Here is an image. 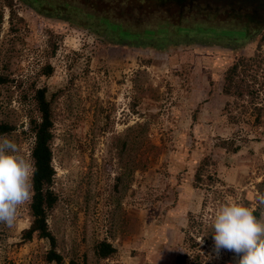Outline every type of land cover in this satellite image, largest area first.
<instances>
[{"label":"rangeland","instance_id":"1","mask_svg":"<svg viewBox=\"0 0 264 264\" xmlns=\"http://www.w3.org/2000/svg\"><path fill=\"white\" fill-rule=\"evenodd\" d=\"M4 1L0 73L8 81L0 83V120L14 128L0 137L12 139L29 159L25 113L31 97L25 86L35 79L56 95L50 147L57 200L46 222L58 264H175L180 253L183 264H237L235 253L214 251L210 221L228 199L250 208L259 203L264 62L255 80L248 77L252 87L242 97L222 92V73L238 55L257 53L264 60L263 11L241 20L252 36L237 50L197 45L157 51L106 45L16 0L11 9ZM72 1L130 19L117 6ZM44 63L51 74L35 78ZM258 112L259 122L250 127ZM137 123L134 133L142 144L134 150L126 128ZM224 140L240 148L230 152ZM201 159L206 164L195 183ZM132 161L139 169L131 171ZM29 221L26 205L13 228L0 225V264H54L43 259L44 239L22 238ZM100 240L113 246L109 257L96 256Z\"/></svg>","mask_w":264,"mask_h":264},{"label":"trees","instance_id":"2","mask_svg":"<svg viewBox=\"0 0 264 264\" xmlns=\"http://www.w3.org/2000/svg\"><path fill=\"white\" fill-rule=\"evenodd\" d=\"M16 1L42 17L57 19L97 36L106 45L164 51L174 46L197 45L237 50L252 36V31L247 29L245 23L242 25L241 20H252V11L258 8L262 0H97L104 6H117L119 11L127 12L130 19L125 16L114 18L108 14V10L94 11L92 6L81 7L72 0ZM11 2L12 0L4 1L8 8L12 5ZM145 17L147 19L144 21ZM53 51L52 47L50 55ZM263 62L262 55L257 53L252 56H236L222 73V92L232 97H242L249 91L248 87H252L247 84L248 77L255 80V76L262 71L260 65ZM51 72V66L44 63L35 73V78L47 77ZM4 81H8V77L0 73V83ZM35 82L33 79L25 86V92H29L31 97V108L25 113V133L31 137L28 157L35 162L36 172L33 178L34 195L27 205L30 221L27 228L22 230L21 236L25 240L33 235L44 239L48 244L43 255L44 261L58 264L61 256L55 249V238L46 222L47 214L57 200L52 188L54 169L50 147L51 104L56 95L48 91L45 85H36ZM19 84L17 81L16 86L19 87ZM242 110L246 111L247 107L242 105ZM259 116V112L254 115L250 127L257 125ZM140 126L137 123L126 128L132 134L126 137L134 150L142 144L138 134L134 133ZM13 128V125L0 120V135L9 133ZM248 137L249 135H244L245 139H249ZM224 141H227L230 152L240 148L232 140ZM205 164L204 159L199 161L193 174L195 183L201 180ZM139 167L138 163L132 161L131 171ZM212 178L210 175L206 177L208 182H213ZM263 184L264 179L259 182V203L253 207L254 215L261 219H264V203H261V198L264 197V187H261ZM94 252L99 258H106L114 252V248L109 242L100 240L95 244ZM183 261L184 253L178 254L175 264H183Z\"/></svg>","mask_w":264,"mask_h":264},{"label":"clouds","instance_id":"3","mask_svg":"<svg viewBox=\"0 0 264 264\" xmlns=\"http://www.w3.org/2000/svg\"><path fill=\"white\" fill-rule=\"evenodd\" d=\"M35 172V162L12 139L0 137V225L13 228L20 210L31 202ZM254 211L234 199L219 205L210 221L217 254L225 249L239 257L237 264H264V219Z\"/></svg>","mask_w":264,"mask_h":264},{"label":"flooded vegetation","instance_id":"4","mask_svg":"<svg viewBox=\"0 0 264 264\" xmlns=\"http://www.w3.org/2000/svg\"><path fill=\"white\" fill-rule=\"evenodd\" d=\"M257 10L263 11V13H264V0L261 1V4L258 6V8H256L255 10L252 11L253 17H255V14L257 17H259V13H257L258 12Z\"/></svg>","mask_w":264,"mask_h":264}]
</instances>
